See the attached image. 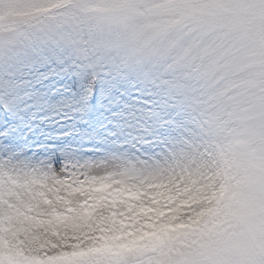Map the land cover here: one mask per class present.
<instances>
[{
  "label": "snow or ice",
  "instance_id": "6c2138e0",
  "mask_svg": "<svg viewBox=\"0 0 264 264\" xmlns=\"http://www.w3.org/2000/svg\"><path fill=\"white\" fill-rule=\"evenodd\" d=\"M85 29L199 82L190 105L198 138L168 165L180 178L169 219L185 229L183 259L169 264H264V0H60L39 30L75 42Z\"/></svg>",
  "mask_w": 264,
  "mask_h": 264
},
{
  "label": "rangeland",
  "instance_id": "374dc122",
  "mask_svg": "<svg viewBox=\"0 0 264 264\" xmlns=\"http://www.w3.org/2000/svg\"><path fill=\"white\" fill-rule=\"evenodd\" d=\"M20 1L0 0L3 6V13H0V83L6 77L21 76L25 69L44 60L40 55L42 51L36 50L33 44L36 39L44 42L48 38L49 35L39 29L49 22V13L54 7L20 12L16 10ZM159 4L190 5L191 0H159ZM84 31L89 38L88 30ZM79 40L64 41V44L80 61ZM97 47L101 59L116 72H122L126 79L139 80L160 74L179 77L187 70L181 65L165 69V64L170 61L136 60L111 35H98ZM46 50L49 55L53 53L48 45ZM66 76V71L53 70L43 79L23 77L18 91L35 103L43 98L47 85H54L55 78L63 80ZM193 83L199 91V82L193 79ZM105 86L115 90L114 84L108 81ZM82 92L76 96L67 83L54 87L50 98L66 99L65 112L51 117L42 115L39 109L33 110L29 120L32 128L24 135L23 146L13 156L0 161V246L16 257L27 258L30 254L46 257L61 250L90 248L104 240L136 241L148 233L153 223L163 218L157 204L169 202V189L175 190L179 183L178 176L165 180L173 153L179 151L170 147L168 140L146 139L144 127L128 110L109 113L107 121L98 130L87 133L96 146L81 149L85 158L78 155L80 150L65 144L78 132L56 130L79 116L91 94L88 84ZM186 92L187 96H192L188 88ZM105 99L102 95L99 107ZM131 100L133 111L137 112L135 105L139 100L134 97ZM146 106L151 108L152 102ZM164 126L178 131L172 120H166ZM1 138V142L13 140L9 131L2 132ZM101 144L114 145L120 153L109 151ZM39 155L42 157L38 158ZM159 170L163 174L161 182L143 185ZM111 177V182L104 183ZM160 188L162 193L159 194ZM74 211L79 214L75 220L60 213ZM89 240L92 243L85 244ZM33 241H38L36 251L28 247ZM182 259L183 254L173 249L148 257L144 264H169Z\"/></svg>",
  "mask_w": 264,
  "mask_h": 264
},
{
  "label": "trees",
  "instance_id": "16d2710c",
  "mask_svg": "<svg viewBox=\"0 0 264 264\" xmlns=\"http://www.w3.org/2000/svg\"><path fill=\"white\" fill-rule=\"evenodd\" d=\"M60 3V0H21L16 6L17 11L29 12L38 9H49ZM3 6L0 5V13H3ZM14 25V24H12ZM11 25V27H12ZM7 26V25H5ZM10 26V24L8 25ZM78 47L81 49V60L75 59L73 53L67 50L64 41L51 39L49 36L44 42L36 39L34 46L36 50L42 51V62H36L31 69H25L21 76L6 77L0 83V161L8 156H13L15 152L23 146L24 135L32 128L29 123L30 115L33 110L39 109L42 115L55 117L61 115L67 109L68 103L66 99L54 98L51 99V91L54 87L67 83L76 96L81 95L86 84L90 88V97L86 100L78 117L66 127L57 129L56 132L66 133L69 130L78 132L77 136H73L65 142L75 149H85L88 146H96L95 142L87 134L89 131L98 130V128L107 121L109 113L122 110H128L136 121L144 127V136L146 139L159 138L161 141L168 140L171 142L170 147H176L177 151L187 150L188 144L186 141H194L197 131L193 120L196 116L193 108L190 106L194 103L191 99L198 95L199 91L194 87L193 79L186 78L181 72L179 77L174 75L160 74L158 76L149 75L144 79L139 80L131 77L126 79L122 72H116L101 59L99 48L97 47L98 35H93L88 41V34L83 31ZM46 45L52 49V54L49 55L46 50ZM68 73V76L63 80L56 79L52 87L46 86V91L43 93V98L38 102L32 103L29 97L22 95L18 91V86L21 78L32 79V76L37 79H43L49 71ZM179 80L185 85L184 89L172 87L165 81ZM114 84L115 90L110 86H105L106 82ZM186 88L192 91V96H187ZM190 94V93H189ZM105 95L106 99L103 105L99 107L101 96ZM191 95V94H190ZM137 98L139 102L135 105L137 112L133 111L134 104L131 98ZM188 97V98H187ZM152 102V107L148 108L147 103ZM165 120H174L178 126V131L171 130L170 127L164 126ZM9 131L12 135V141H2V132ZM176 145V146H175ZM99 146V145H98ZM107 150L119 152L114 145L104 146ZM82 157H86L82 152ZM42 157L39 155L38 158ZM168 167V166H167ZM165 180L173 178L167 169ZM143 185L159 183L162 181L163 174L157 171L151 175ZM152 179V181H150ZM113 178H108L104 183H109ZM180 178L178 177V181ZM159 194L162 189H159ZM166 204L158 203V213L162 214L163 218L153 223L148 229L145 236H140L136 241L125 239L121 241H106L94 244L90 248H76L72 251L61 250L56 253H51L49 256L41 254H30L27 258L16 257L12 253L6 252L0 246V264H61L63 261L71 260L75 257H87L93 254L94 261L89 264H116L121 259H135L140 257L145 262L148 257L158 255L160 252L178 249L181 254L184 253L185 247L181 236L185 229L177 228L175 221L169 219L177 216V211L168 208ZM62 216L77 219L78 212H60ZM160 234H164L167 239L163 245L156 244H140L144 239H159ZM1 240V235H0ZM135 248L136 251L130 257L120 255L117 250ZM95 253H100L95 256Z\"/></svg>",
  "mask_w": 264,
  "mask_h": 264
},
{
  "label": "clouds",
  "instance_id": "9594fccd",
  "mask_svg": "<svg viewBox=\"0 0 264 264\" xmlns=\"http://www.w3.org/2000/svg\"><path fill=\"white\" fill-rule=\"evenodd\" d=\"M221 219H223L221 217ZM167 237L164 234H160L159 239H153V240H149V239H144L139 241L138 243L140 244H156V245H163L166 241ZM37 243L38 241H33L32 243H30L28 245V247H31L34 251L37 250ZM92 241H85V244H91ZM118 253L120 255L126 256V257H130L131 255H133L136 251L135 248H126V249H119L117 250ZM95 256H99L100 253H95ZM90 261H94V256L93 254H89V256L87 257H75L71 260H67V261H63L61 262V264H89Z\"/></svg>",
  "mask_w": 264,
  "mask_h": 264
}]
</instances>
